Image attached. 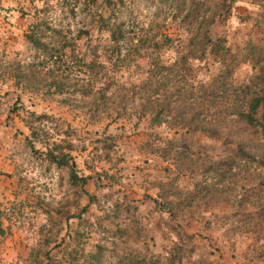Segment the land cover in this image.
I'll list each match as a JSON object with an SVG mask.
<instances>
[{
    "label": "rangeland",
    "instance_id": "obj_1",
    "mask_svg": "<svg viewBox=\"0 0 264 264\" xmlns=\"http://www.w3.org/2000/svg\"><path fill=\"white\" fill-rule=\"evenodd\" d=\"M105 3L0 0V264H133L144 257L264 264L262 168L224 163L240 144L253 154L263 148L252 132L232 122L231 137L186 133L151 125L148 115L128 117L136 112L131 106L124 117L110 118L91 96L49 93L42 55L25 40L38 16L76 32L90 29L79 40L89 62L87 50L102 37L92 28L100 13L114 12L127 27L167 33L174 41L162 60L196 56L197 76L206 82L220 66L209 49L200 59L201 47L189 42L206 34L224 40L231 52L226 65L239 85L259 69L264 0H235L226 17H218L212 0ZM18 62L37 82L15 85L8 74ZM142 71L133 67L122 78L134 82ZM48 151L66 155L65 165L49 161ZM71 174L87 178L86 185Z\"/></svg>",
    "mask_w": 264,
    "mask_h": 264
},
{
    "label": "trees",
    "instance_id": "obj_2",
    "mask_svg": "<svg viewBox=\"0 0 264 264\" xmlns=\"http://www.w3.org/2000/svg\"><path fill=\"white\" fill-rule=\"evenodd\" d=\"M212 1L217 3L218 17H226L230 15L235 0ZM105 2L109 4L110 0ZM40 11L45 10H37L36 13ZM75 13V9L68 11L69 15ZM115 16L117 14L114 12L99 14L92 32L102 37L97 40L96 46L87 50L91 54L89 62L88 54L80 52L79 40L82 35L89 38L90 29L76 32L71 26L54 24L45 16L35 18V23L25 34V40L42 55L38 65L44 71L43 79L47 81L49 93L91 96L97 103L96 109H108L109 117L113 119L124 117L128 106H131L136 112L128 114V117L148 115L151 125L166 124L186 133L200 131L219 137L226 132L231 137L230 124L235 122L245 131L252 132L263 148L253 154L246 147L248 144H240L224 163L228 167L246 168L256 164L262 168L259 185L263 186L260 191H264V14L257 26L263 37L259 69L239 85L234 84L226 65L231 52L224 40L213 41L206 34L198 43L189 42V46L201 47L200 59L209 49L220 66L218 75L206 82L197 76L198 71L193 65L199 60L196 56L183 55L171 64L162 60L161 53L172 48L174 41L167 33L157 32L152 26L140 29L127 27L124 22L116 21ZM190 17L192 10H189ZM214 23L215 18L212 17L209 26ZM143 60L145 64L142 69ZM133 67L143 71L134 82H126L122 77L125 71L129 72ZM28 71L27 65L18 62L8 75L16 86L37 82L38 75L31 78ZM48 155L49 161L65 165L66 155L58 158L49 151ZM226 177V173H223L221 181ZM71 180L80 181L83 186L87 182V178H78L75 174H71ZM247 215L252 223V214ZM250 227L253 228V224ZM133 264L162 262L154 257H144Z\"/></svg>",
    "mask_w": 264,
    "mask_h": 264
}]
</instances>
